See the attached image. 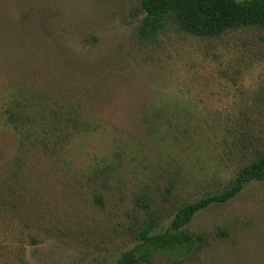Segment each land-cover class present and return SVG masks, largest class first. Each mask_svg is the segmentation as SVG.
I'll return each instance as SVG.
<instances>
[{"label": "rangeland", "instance_id": "rangeland-1", "mask_svg": "<svg viewBox=\"0 0 264 264\" xmlns=\"http://www.w3.org/2000/svg\"><path fill=\"white\" fill-rule=\"evenodd\" d=\"M142 16L0 0V264H114L151 213L169 224L264 152V29L143 42ZM189 228L207 238L193 257L150 264H264V181Z\"/></svg>", "mask_w": 264, "mask_h": 264}, {"label": "trees", "instance_id": "trees-1", "mask_svg": "<svg viewBox=\"0 0 264 264\" xmlns=\"http://www.w3.org/2000/svg\"><path fill=\"white\" fill-rule=\"evenodd\" d=\"M141 9L143 16L135 35L143 42L153 41L169 30L216 37L241 27L264 29V0H141ZM21 117L13 114L11 121ZM261 181H264V152L243 165L223 190L178 205L169 224L163 225L162 211L151 213L137 229V251L123 253L114 264H150L157 254H166L179 262L190 259L207 239L203 232L189 228L194 218L214 204L231 201L248 184ZM172 189L173 186L167 188V193H172ZM138 203L151 208L147 196H141ZM220 233L228 234L225 228Z\"/></svg>", "mask_w": 264, "mask_h": 264}]
</instances>
